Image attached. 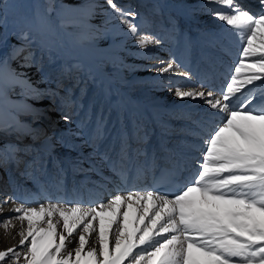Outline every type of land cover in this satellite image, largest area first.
Returning a JSON list of instances; mask_svg holds the SVG:
<instances>
[{
    "label": "bare ground",
    "instance_id": "1",
    "mask_svg": "<svg viewBox=\"0 0 264 264\" xmlns=\"http://www.w3.org/2000/svg\"><path fill=\"white\" fill-rule=\"evenodd\" d=\"M4 1L2 11L7 14L18 6L29 9L38 0ZM83 1L88 4L84 10ZM115 2L137 14L134 22L139 35L152 36L160 43L149 45L145 54L106 0H47L53 17L70 15V29L65 32L75 49H71L69 59L31 42L27 35L15 36V25L7 16V21H0V31L10 27L8 48L0 49V79L5 82L0 95V160L11 191L8 195L0 192V203L7 197L30 204L57 199L88 203L106 201L118 191L128 192L122 187L124 181L107 166H101L102 176L71 167L77 157L92 152L84 141L101 114L108 132L105 143L118 146L117 134L124 130L131 136L133 152L126 162L128 180L136 178L131 191L152 190L149 179L164 161L181 160L192 172L196 169L203 133L224 113L208 108L199 99L181 100L174 90H199L201 85L205 90L223 88L235 65L232 60L241 56L239 37L212 14L213 10L228 9L208 0ZM237 2L244 7L248 4L253 13L260 11L259 0ZM76 25L83 26L81 36L75 33ZM161 61H172L180 66L179 71L157 72ZM185 72L190 76L182 75ZM65 81L67 85H63ZM249 90L255 95L254 104L264 107V81H256L243 91ZM65 102L70 104L63 106ZM42 113H47L45 119H41ZM64 115L70 119L65 121ZM47 116L56 130L39 134L37 121L48 123ZM137 125L142 139L132 135ZM14 132L21 135L18 141ZM144 140H149L147 145H143ZM25 151H30V156L20 172L13 165ZM13 207L11 202L3 205L0 219L16 216ZM13 223L16 227H10L7 234L0 227V250L18 246L19 237L12 236L20 223ZM75 246L76 241L69 248Z\"/></svg>",
    "mask_w": 264,
    "mask_h": 264
},
{
    "label": "snow or ice",
    "instance_id": "2",
    "mask_svg": "<svg viewBox=\"0 0 264 264\" xmlns=\"http://www.w3.org/2000/svg\"><path fill=\"white\" fill-rule=\"evenodd\" d=\"M106 3L145 54L149 45L160 43L138 34L135 12L115 0ZM208 3L228 9L212 14L239 37L241 56L219 91L203 85L199 90H174L181 100L199 99L224 113L203 133L191 177L173 193L118 191L99 202L57 199L30 204L7 197L0 212L11 202L17 215L0 219V227L7 234L16 227L13 221H19L12 236L19 240L18 246L0 250V264H264V107L254 104L251 90L243 91L264 81V0H259L261 10L255 13L237 0ZM160 63L155 69L159 73L179 71L172 61ZM4 90L0 79V95ZM132 135L142 139L139 125ZM117 138L118 146L105 143L108 132L101 114L84 141L92 152L77 157L71 167L102 176L101 166H107L126 181L131 136L124 130ZM171 164V169L163 170L165 175L180 170V160ZM74 241L76 246L69 248Z\"/></svg>",
    "mask_w": 264,
    "mask_h": 264
},
{
    "label": "rangeland",
    "instance_id": "3",
    "mask_svg": "<svg viewBox=\"0 0 264 264\" xmlns=\"http://www.w3.org/2000/svg\"><path fill=\"white\" fill-rule=\"evenodd\" d=\"M46 4H47V0H38L36 4L29 9L18 6L6 14V12L2 11V6H3V10L6 7V2L4 0H0V11H1L0 21L8 17L10 19V22H12L15 25L16 28V31L14 32L15 36L22 37L24 35H27L29 37L28 39L31 42L39 44L47 49L48 48L53 49L56 52H58L60 56H64L69 59V55L71 54V49H75L72 43L68 41L67 38L68 35L67 32H65L66 29H70L69 27H67L68 21H70V19L68 18L70 17V15L65 14L64 18L53 17L52 13L50 12V8L47 7ZM87 5L88 4L83 1L81 4L82 7L81 9L82 10L86 9ZM245 8H247L250 12H252L248 4H245ZM257 8L260 9V6H257ZM72 21H78V20L73 19ZM211 24L212 23H210L208 27L211 26ZM5 28L7 29L6 32L0 31V49L8 48L9 45V36L7 35V32L10 30V27L7 26ZM74 28L76 35L81 36L84 33L82 25H76ZM232 63L235 64L236 60L233 59ZM219 81L220 78H217V82ZM67 84H68L67 81L63 82V85H67ZM66 103L69 102L63 103V106H65ZM46 114L47 113H42L41 119H45V117L43 116H45ZM39 120L37 121L38 125L35 127V129H38L37 131L39 132V134H45L46 132H53L56 130L55 123L52 120H50L48 116L46 118L48 123H42V122L39 123ZM202 128L204 129V127ZM13 135H14L13 137L16 138L17 141L21 137V135L15 132L13 133ZM148 141L149 140H144L143 145H147ZM19 145L21 144H18V146ZM29 156H30V151H25L23 156L17 158L15 165H13V167L20 172L24 170L25 164ZM49 169H51V167H49ZM7 178L8 177L4 165L3 170L0 169V192L6 195L11 193L10 189L7 187V182H8Z\"/></svg>",
    "mask_w": 264,
    "mask_h": 264
}]
</instances>
